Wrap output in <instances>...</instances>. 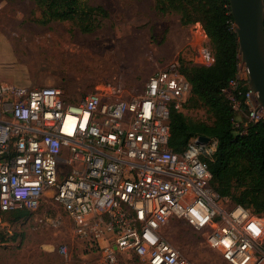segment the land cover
<instances>
[{
  "label": "built area",
  "instance_id": "1",
  "mask_svg": "<svg viewBox=\"0 0 264 264\" xmlns=\"http://www.w3.org/2000/svg\"><path fill=\"white\" fill-rule=\"evenodd\" d=\"M200 55L203 65L215 61L210 47ZM191 90L175 65L152 74L140 96L116 101L99 92L69 101L59 87L11 84L0 74V236L10 212L27 210L47 227L69 218L90 246L104 244L111 264L130 255L142 264H195L165 233L181 220L230 264H256L264 215L213 187L218 140L193 137L181 152L169 145L171 112L184 111ZM225 91L236 110L246 104L250 122L264 120L240 54Z\"/></svg>",
  "mask_w": 264,
  "mask_h": 264
},
{
  "label": "rangeland",
  "instance_id": "2",
  "mask_svg": "<svg viewBox=\"0 0 264 264\" xmlns=\"http://www.w3.org/2000/svg\"><path fill=\"white\" fill-rule=\"evenodd\" d=\"M103 6L96 29L83 32L77 19L41 23L35 0H0V74L11 84L56 86L69 101L99 92L105 101L132 99L144 93L149 77L169 66L203 65L201 49H212L201 23L183 25L174 11L162 12L159 0H85ZM189 119L213 122L206 108L190 105ZM248 117L237 112L238 128ZM230 198V197H229ZM230 201L233 200L230 198ZM9 232L0 236V264H111L104 244L90 246L73 222L63 218L47 227L30 216H7ZM168 239L195 264H230L211 248L203 232L181 220L166 228ZM68 246L61 254L59 247ZM114 264H142L135 255ZM256 264H264V246Z\"/></svg>",
  "mask_w": 264,
  "mask_h": 264
},
{
  "label": "trees",
  "instance_id": "3",
  "mask_svg": "<svg viewBox=\"0 0 264 264\" xmlns=\"http://www.w3.org/2000/svg\"><path fill=\"white\" fill-rule=\"evenodd\" d=\"M42 9L43 24L77 19L83 32L96 29V16L108 17L103 6H91L85 0H35ZM162 12L180 14L183 25L201 23L210 39L215 56L210 65L181 66L179 71L192 86L184 109L201 106L213 117L212 123L189 119L173 109L170 117L169 145L184 151L193 137L207 136L218 140L217 151L209 161L212 185L234 203L264 215V120L236 125L238 110L225 91L238 72L239 43L229 0H159ZM242 99V98H240ZM240 112L247 115L242 101ZM16 218L29 215L17 210Z\"/></svg>",
  "mask_w": 264,
  "mask_h": 264
},
{
  "label": "water",
  "instance_id": "4",
  "mask_svg": "<svg viewBox=\"0 0 264 264\" xmlns=\"http://www.w3.org/2000/svg\"><path fill=\"white\" fill-rule=\"evenodd\" d=\"M239 54L249 68V86L264 107V0H229ZM210 137L201 136L207 142Z\"/></svg>",
  "mask_w": 264,
  "mask_h": 264
}]
</instances>
